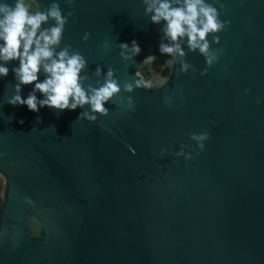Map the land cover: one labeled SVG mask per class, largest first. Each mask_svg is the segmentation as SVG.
<instances>
[{
    "label": "water",
    "instance_id": "water-1",
    "mask_svg": "<svg viewBox=\"0 0 264 264\" xmlns=\"http://www.w3.org/2000/svg\"><path fill=\"white\" fill-rule=\"evenodd\" d=\"M222 2L231 23L212 45L223 47L219 62L202 76L203 56L189 52L195 72L177 65L165 88L122 93L135 112L115 100L96 122L77 121L80 108L32 112L3 103L11 72L0 80V170L9 178L0 264H264V102L256 103L264 100V0ZM72 11L63 43L88 58L90 74L110 64L123 82L146 55H156V71L167 58L140 0H77ZM106 38L135 39L141 53L124 62ZM203 130L204 151L187 161L171 154L194 147L188 134ZM162 146L170 152L159 157Z\"/></svg>",
    "mask_w": 264,
    "mask_h": 264
},
{
    "label": "clouds",
    "instance_id": "clouds-1",
    "mask_svg": "<svg viewBox=\"0 0 264 264\" xmlns=\"http://www.w3.org/2000/svg\"><path fill=\"white\" fill-rule=\"evenodd\" d=\"M63 3L68 10L61 6V0H49L46 5L41 0H0V80L8 77L10 72L12 74L10 89L6 86L3 103L13 107L26 106L32 112H39L46 106L58 113L80 108L76 120L89 122H96L99 116H108L110 110L106 105L114 100L122 113L135 112L133 97L122 93L165 88L177 65L179 73L195 72V66L186 59L189 52L203 56L205 67L200 70V75H206L223 53L222 46L214 48L212 45H220L219 34L231 23L221 17L226 7L222 0H140L144 16L150 24L158 26V52L167 58L156 71L153 67L156 55H146L136 66L131 79L121 82L117 69L110 64H96L90 74L88 58L71 44L63 43L65 28L74 15L72 9L77 0H63ZM90 35L86 30L82 39L87 41ZM113 43L118 49V57L124 62H134L141 53V46L135 39L111 41L106 38L103 41L105 48H110ZM166 68L169 71L165 75ZM25 86H30L26 94ZM249 91L244 89L246 94ZM172 100V95H165V107H173ZM262 102L264 100L257 98V104ZM7 117L11 121L12 116ZM17 123L24 124V119H18ZM47 129L55 133L54 125ZM188 135L195 146L181 143L178 150L171 153L186 161L193 158L194 151L197 155L204 151L210 134L203 130ZM127 147L130 153L135 154L131 144ZM169 152L162 146L156 155L164 157ZM6 155L0 151V160ZM8 185L6 172L0 170V204L8 198ZM26 203L34 205L30 198H26ZM32 220L47 230L45 221L35 216ZM5 232L0 228V239Z\"/></svg>",
    "mask_w": 264,
    "mask_h": 264
}]
</instances>
